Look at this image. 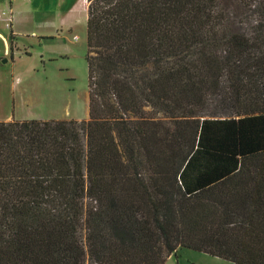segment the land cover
I'll return each instance as SVG.
<instances>
[{
  "label": "trees",
  "instance_id": "trees-1",
  "mask_svg": "<svg viewBox=\"0 0 264 264\" xmlns=\"http://www.w3.org/2000/svg\"><path fill=\"white\" fill-rule=\"evenodd\" d=\"M89 118L0 122V264H264V0H87Z\"/></svg>",
  "mask_w": 264,
  "mask_h": 264
},
{
  "label": "rangeland",
  "instance_id": "rangeland-1",
  "mask_svg": "<svg viewBox=\"0 0 264 264\" xmlns=\"http://www.w3.org/2000/svg\"><path fill=\"white\" fill-rule=\"evenodd\" d=\"M87 18V0H0V122L89 118ZM203 254L165 264H218Z\"/></svg>",
  "mask_w": 264,
  "mask_h": 264
},
{
  "label": "crops",
  "instance_id": "crops-1",
  "mask_svg": "<svg viewBox=\"0 0 264 264\" xmlns=\"http://www.w3.org/2000/svg\"><path fill=\"white\" fill-rule=\"evenodd\" d=\"M14 32V31H13ZM15 33V32H14ZM77 120H83L82 118H76ZM7 120H9V121H11L12 119H10V117L7 119ZM184 249H179L178 250V252H177V254L176 255H172L168 260L170 261V260H175L176 259V261H179V254H180V252L181 251H183ZM187 250H191V249H187ZM192 251H194V250H192ZM195 252H198V251H195ZM201 253H203V252H201ZM203 255H206L207 257H210V259L207 261V262H209V261H212V262H216V263H222V261L224 260V259H221V258H219V257H214V256H211V255H209V254H206V253H204ZM212 259V260H211ZM227 260H224L223 262H226ZM228 263H232V262H230V261H228ZM234 264V263H233Z\"/></svg>",
  "mask_w": 264,
  "mask_h": 264
}]
</instances>
